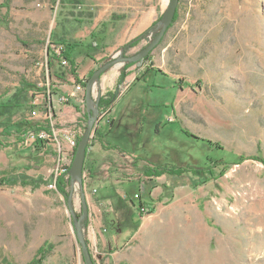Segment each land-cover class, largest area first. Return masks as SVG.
Segmentation results:
<instances>
[{
	"label": "rangeland",
	"instance_id": "374dc122",
	"mask_svg": "<svg viewBox=\"0 0 264 264\" xmlns=\"http://www.w3.org/2000/svg\"><path fill=\"white\" fill-rule=\"evenodd\" d=\"M168 2L11 0L8 9L0 7V97L24 82L48 80L52 98L60 94L61 81L47 68L49 50L58 56L59 36L83 47L74 58L87 83L112 59L136 56L160 32ZM85 32L88 37H81ZM94 42L98 47L88 48ZM89 55L93 60L85 63ZM117 93L112 112L101 113L90 142H105L114 155L105 161L106 170L96 172L92 164L102 159L96 151L84 171L88 245L99 233L110 239L104 233L110 227L120 240L100 254L90 249L95 263L264 264V0H181L162 43L144 62L107 71L95 86L94 103ZM81 105L70 130L78 141L88 125L85 98ZM15 120H5L0 133ZM66 135L58 132L59 142ZM192 136L231 155L229 164L215 163L214 180L204 183L207 179L191 173L178 181L147 177L155 163L191 164ZM0 142V264H29L46 241L52 255L64 242L66 227L75 233L79 257H47L43 264H77L78 259L85 264L67 197L74 193L73 208L82 216L79 182L70 180L67 195L61 194L53 151L33 160L16 139L0 136ZM132 201L148 212L127 234L123 204L131 210Z\"/></svg>",
	"mask_w": 264,
	"mask_h": 264
},
{
	"label": "trees",
	"instance_id": "16d2710c",
	"mask_svg": "<svg viewBox=\"0 0 264 264\" xmlns=\"http://www.w3.org/2000/svg\"><path fill=\"white\" fill-rule=\"evenodd\" d=\"M11 3V0H6L4 4H2L0 7L2 8H9ZM177 17V16H176ZM176 20V19H175ZM175 22V21H174ZM140 40V38H137L133 41L134 43H137ZM59 46H63V50L61 53L57 56L54 55L55 52H52V50H49V55L47 59V68L50 73H53V76L51 75L52 79L56 78L58 81L63 82L64 84L69 83L68 79L73 78L77 84H82L85 88L87 87V82L83 81L80 78V75L78 73V65L76 61L73 58V49L77 47H81V44L76 41H69L65 40L63 43ZM97 44L94 42L92 45H90L88 48H97ZM54 55V56H53ZM91 58V56H88ZM93 59V58H91ZM148 58L139 61L137 63H132V65H136L138 63H142ZM61 60H65L68 62V67H63L60 62ZM36 90H39L37 85L24 82L19 89L16 90L13 94H7L5 97H0V126L4 124V121L7 119L13 120L16 119L13 124L7 125L4 127L3 131L0 133V136L4 137H11L16 139L18 143H23L25 136L29 132H40V131H46L51 132V126L48 123V121L42 122V121H34L30 118H27L26 113L30 110L31 106L30 102L32 99V93ZM118 100V93L117 94H108L107 96L103 97L99 101V109L101 113H111L113 109V105ZM15 129V130H14ZM183 132V131H182ZM184 133V132H183ZM185 134V133H184ZM187 136V134H186ZM188 137V136H187ZM192 139H194V145H195V151L196 155L191 156V164L182 163V165L179 164H173L172 168L163 167L160 165L152 164L149 170L146 172L147 177L151 179H157L163 176H166L169 178L168 180H174L178 181V179H183L187 174L191 173L195 177L199 179H207L204 181H212L215 178L214 174V167L215 163L217 161H225L227 164H229L231 155H225L224 150L222 147L217 146L215 144H212L210 141H204L195 139L194 136H192ZM46 142L43 141H37L35 144H33L30 148V156L33 160H39L40 154L45 149ZM0 147H3V144L0 142ZM201 152L199 149H201ZM89 149V148H88ZM204 149V150H203ZM76 150L74 152L75 156ZM88 155V153H87ZM7 157L11 162H13V165H15V161L12 160L11 153H7ZM228 157V160H227ZM206 158V160H205ZM30 159V158H29ZM233 159H237L236 157H233ZM239 162L242 161L241 158H238ZM264 162V160H261ZM12 164V163H11ZM71 167L69 168L70 172ZM71 177L69 179H66V175L59 176L57 180V189L58 191L63 194L67 195L66 187L68 186V183L70 182ZM176 183V182H175ZM190 186L194 187L196 184L194 182L188 183ZM180 185V184H177ZM144 205V204H141ZM151 211V210H150ZM152 212L154 210L152 209ZM49 247V244L46 243V245L41 248L37 254V256L30 262L29 264H43L45 259L50 255V251L47 250Z\"/></svg>",
	"mask_w": 264,
	"mask_h": 264
},
{
	"label": "crops",
	"instance_id": "0c3cea01",
	"mask_svg": "<svg viewBox=\"0 0 264 264\" xmlns=\"http://www.w3.org/2000/svg\"><path fill=\"white\" fill-rule=\"evenodd\" d=\"M88 33L89 32H85V34L82 35L81 37H84V38L88 37ZM107 35L108 34L104 35V37L106 39L108 37ZM57 40L60 41L59 44H57L58 46L61 45L63 43V41H65L64 36H59V38ZM81 48H83V47H77V48L73 49V58L75 57L76 49H78V51H81ZM80 53H82V52H80ZM91 58L88 57V58H85V59L83 58V59L85 60V63H90ZM76 59L74 58L77 65L80 67L79 63H81V62L77 61ZM78 73H79V69H78ZM80 78H81V76H80ZM73 80H74L73 78H69L68 79L69 83H67L68 85H65L62 82H60L59 83V89L60 90H58L60 94L57 96H54L52 98L53 99L52 100L53 106H54V109L56 111L55 112V114H56L55 121H56V124L58 127L57 130L59 132L65 131L67 133V135L65 137L61 136V140H60L59 144H53V145H48V146L46 145L44 151L41 153L42 155L47 154L48 156H51L50 153H48V152L53 151V156L55 158H58V160L60 158V153H59V149H56V146L59 147V145H61L63 148L67 149V147H68V140L67 139H69L71 136L78 138V135L77 136L73 135V133L70 130H71V126H74L76 124L77 119L79 120V116L82 113L81 108L83 107V105H81V98H83V95L80 93H77L75 91V86H74V84H72ZM62 96H67L72 101L71 104H69V105L68 104H60L59 99ZM54 98L58 99L56 101V104L54 103ZM77 108L80 110L77 111ZM39 121L45 122L46 120L44 118H41V120H39ZM50 130L52 131V129H50ZM96 151L102 152V154L100 152V154L102 155V159L98 158V159L94 160V162L92 160V162H93L92 168L96 172L98 171V169L101 171H104L107 169V166L105 165V161L109 160L112 157L111 155H114V154H111L112 152L114 153V151L108 145H106L105 142H101V144L95 145V146H91V143H90L89 149H88V155H87V159H86V161L88 163H89V158H90L89 156L91 154L95 153ZM41 154H40V157H41ZM73 160H74V156H73V154H70L68 161L69 162L72 161V163H73ZM87 162L85 164H88ZM123 205L125 207L124 209H126L124 222H125V226L127 228L126 233L128 234L129 232H131V229L133 228V226L135 225L137 220L143 219V217H141L138 213V207L141 204H136V202L132 201L131 205H129V206H131V210L129 209V207H127V205H125V204H123ZM110 221H111V225L117 224L115 219L108 220L109 223H110ZM67 228H68V231L65 232L67 234L64 237H62V239H64V242L61 244L58 243V246H56L54 248V251L52 252L54 255L52 254V255L48 256L50 259H51V257L52 258L54 257L55 259L59 260V259H61V256L64 259H67V256H74V254L76 256L75 259H77L79 257V249L77 246V240H76L75 233L71 227H70L71 230L69 229V227H66V230H67ZM107 232H109V234H110L109 235L110 239H108L106 236L102 235L101 233L96 234L94 240L91 239V242L89 243L88 246L92 250L93 254H94L95 249H96V253L100 254L99 250L104 251L107 247H111L113 244L117 245L120 242L118 236H116L114 234L113 228L110 227L109 230L105 229L104 233H107ZM46 243H50V242L46 241L44 244L41 245L39 250L41 248H43V246ZM59 255H61V256L58 257ZM77 264H81V261L79 262V259H78Z\"/></svg>",
	"mask_w": 264,
	"mask_h": 264
},
{
	"label": "water",
	"instance_id": "95a60500",
	"mask_svg": "<svg viewBox=\"0 0 264 264\" xmlns=\"http://www.w3.org/2000/svg\"><path fill=\"white\" fill-rule=\"evenodd\" d=\"M181 0H169L168 7L165 12V15L163 16L161 20V27L160 32L155 37L154 41L147 46L142 52L137 54L133 57H126L121 56L112 59L111 61L107 62L105 65L101 66L98 70L94 72L92 77L89 79L86 87V104H87V114H88V125L87 128L79 141V144L76 149V153L74 156V160L70 169V176L72 183L79 182L80 188H81V195H82V201H83V215L78 218L74 208H73V197L74 193L72 192L69 194L68 197V207L70 209L71 215L73 217V222L77 226V238L79 243L82 247L83 257L85 264H96L92 253L90 251V248L88 246L84 228H83V220L88 218L89 214V206L87 203V199L84 193V171H85V163L87 159V153L89 144L92 140V135L95 131V127L99 122L100 119V109H99V101L95 104L94 100V89L99 81V79L111 68L115 67L116 65H119L121 63L127 62V63H137L139 61H142L150 56V54L162 43L166 33L168 32L169 28L173 25L177 13L178 8L180 5ZM131 45L127 46L125 50L130 47ZM95 106V109H94Z\"/></svg>",
	"mask_w": 264,
	"mask_h": 264
},
{
	"label": "built area",
	"instance_id": "2783aa9c",
	"mask_svg": "<svg viewBox=\"0 0 264 264\" xmlns=\"http://www.w3.org/2000/svg\"><path fill=\"white\" fill-rule=\"evenodd\" d=\"M63 46H58L56 48V52L59 55L61 51L63 50ZM60 64L63 67H68V62L65 60H61ZM73 84L75 86V91L77 93H80L83 95V98H85L86 95V88L82 84H77L75 80H73ZM39 90H36L32 93V99L30 102L31 111L29 118L31 120H37L39 118H43L49 122L52 131L46 132V131H40V132H29L25 138L23 145L30 148L33 144H35L37 141H43L46 142L45 144L53 145V144H59L58 140V130H57V124L55 123V109L53 106V99H52V93H51V83L48 80L45 84H39L37 85ZM56 86V85H55ZM85 101V100H84ZM69 102V98L67 96H62L59 99L60 104H67ZM69 150H64L61 145H59V165L56 170L57 177L63 176V175H69V168L72 166V161L69 162V156L70 154H73L77 149V146L79 144L78 138L76 137H70L69 139ZM135 198L138 200L140 199V195L136 194ZM148 212L146 205H139L138 207V213L142 217L143 215H146Z\"/></svg>",
	"mask_w": 264,
	"mask_h": 264
}]
</instances>
